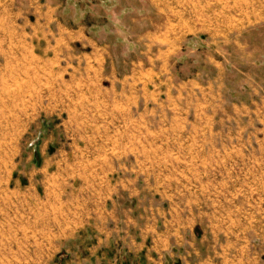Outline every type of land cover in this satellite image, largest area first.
I'll use <instances>...</instances> for the list:
<instances>
[{"label": "crops", "instance_id": "crops-1", "mask_svg": "<svg viewBox=\"0 0 264 264\" xmlns=\"http://www.w3.org/2000/svg\"><path fill=\"white\" fill-rule=\"evenodd\" d=\"M51 4L0 0V89H25L0 103L44 111L1 119L0 264L17 263L19 248L36 264H243L241 224L227 228L225 211H241V184L257 181L264 157V129L249 126L264 105L255 69L226 68L240 54L220 53L185 74L166 63L182 57L177 34L116 58ZM75 44L76 59L53 61ZM212 182L217 217L176 207Z\"/></svg>", "mask_w": 264, "mask_h": 264}, {"label": "rangeland", "instance_id": "rangeland-1", "mask_svg": "<svg viewBox=\"0 0 264 264\" xmlns=\"http://www.w3.org/2000/svg\"><path fill=\"white\" fill-rule=\"evenodd\" d=\"M51 2V6L56 10L55 16L67 28L71 31L77 27L85 28L88 34L95 35L102 44L110 47L111 54L116 58L121 59L123 54L133 53H135L133 57H136L137 52H134V49L139 47L141 40L144 39L145 43L150 45L152 41H149L151 38L149 35L155 34L162 35L168 40L170 34L172 36L177 34L183 38L179 49L182 57L168 59L166 63L170 62L172 67L187 70L185 74L191 75L197 63H204L209 67V58L215 56L218 58L220 53L226 56L240 54L238 62H233L231 60L233 58L228 56L230 62H227L226 68L230 69L234 63L243 67L246 64L253 67L251 71L255 69L254 73L257 76L255 81L262 87L264 94V0H51ZM71 48L72 50L67 49L66 55H56L53 61L66 63L67 60L71 62L76 59L77 44ZM182 74L183 72H179V76ZM24 91L25 89L20 87L3 88L0 89V95L20 96ZM34 95H42V89L34 88ZM25 106L28 107L31 117L36 118L44 114L42 103L31 105L22 102L0 103V123L2 117H17L19 111L26 109ZM262 106L264 105H257L256 120L249 125L252 129H264ZM258 138L262 136L259 134ZM211 154L216 160L218 153ZM261 154L259 153L254 164L257 181L253 184L248 182L241 184L243 192L241 193L243 198L239 201L241 211H225L227 228H232L235 217L241 224L243 264H264V157H261ZM206 164L209 165L206 173H209L212 179H216L217 161ZM198 175H202V171ZM191 186L192 194L189 200L179 197L180 199L175 200L176 207L196 211L198 218L202 217L201 213L208 211H211L212 217H217L215 211L221 205L217 183H195ZM226 203L229 208L234 206L233 200ZM204 218L207 219L208 216ZM6 250L9 249H3ZM33 251L31 248H19L17 263L11 264H36Z\"/></svg>", "mask_w": 264, "mask_h": 264}]
</instances>
